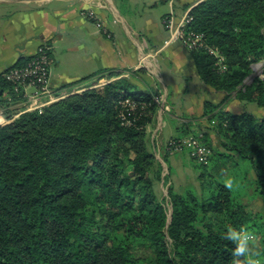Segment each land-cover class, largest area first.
Wrapping results in <instances>:
<instances>
[{"label":"trees","instance_id":"obj_1","mask_svg":"<svg viewBox=\"0 0 264 264\" xmlns=\"http://www.w3.org/2000/svg\"><path fill=\"white\" fill-rule=\"evenodd\" d=\"M190 15L187 30L203 37L192 51L199 76L227 94L221 104H205L224 150L212 158L248 162L264 204V118L222 108L235 94L264 109V68L248 81L264 61V0H204ZM0 91L12 96L0 97L3 107L24 100L6 74ZM154 96L122 78L0 128V264H237L235 245L222 234L256 222L264 229V211H250L211 175L205 200L169 188L170 222L156 191L163 167L147 141L159 108ZM128 98L144 114L129 116L132 124L122 119ZM170 155L167 149L166 162Z\"/></svg>","mask_w":264,"mask_h":264},{"label":"crops","instance_id":"obj_2","mask_svg":"<svg viewBox=\"0 0 264 264\" xmlns=\"http://www.w3.org/2000/svg\"><path fill=\"white\" fill-rule=\"evenodd\" d=\"M203 1L0 2V76L38 54L43 46L51 48L52 60L49 94L40 96L36 89H26L22 102L11 107L0 103V119L7 120L8 112L15 109L22 112L19 109L82 92L98 82L127 78L142 91L161 89L167 98L169 110L159 114L156 128V121L148 127L154 140L166 146L173 139L189 136L190 131L200 133V124L208 121L206 102L221 104L227 94L204 84L192 51L182 42L168 46L165 42ZM139 71L148 75L142 83ZM0 97L12 98L9 91H0ZM246 104L234 99L222 108L233 114L235 109L237 114L251 111L259 118L264 114L258 106L247 110ZM179 155H170V159Z\"/></svg>","mask_w":264,"mask_h":264},{"label":"rangeland","instance_id":"obj_3","mask_svg":"<svg viewBox=\"0 0 264 264\" xmlns=\"http://www.w3.org/2000/svg\"><path fill=\"white\" fill-rule=\"evenodd\" d=\"M264 68V61L256 64L253 66V74L250 78H248V81H251V79L254 78L256 74H260L263 71ZM139 78L144 82V77L148 78V75L145 73H142L139 71ZM111 82V79L106 81L105 83L99 85L100 83H96L93 85L92 88H99L103 87L105 84H108ZM89 88V89H92ZM87 90V89H86ZM85 91V90H83ZM82 91V92H83ZM153 91H148L155 96H163V91L160 89ZM81 93V92H79ZM77 94V93H73ZM72 95V94H71ZM69 96V95H67ZM67 96H62V99L66 98ZM235 99V94H232L230 97V101ZM59 97L55 98V100L51 101L48 100V104L44 105L43 107L37 108L35 107H25L22 110L18 111L16 116H13L12 119H7L10 121H14L16 118H18L21 114L26 112H35L39 111L42 112L43 109L55 102L60 101ZM247 106H244V108L252 109V104L248 103ZM164 106L168 107V101L165 97V103ZM164 106H161V108H158L156 120H158L159 114L163 116L166 111L163 109ZM238 110H234V114H237ZM246 112V111H245ZM251 112V111H250ZM260 118H264V114L261 113ZM11 121V122H12ZM157 122V121H156ZM10 123V122H9ZM158 122L156 123L155 127H157ZM202 128V134L207 137L215 149L212 150L211 157L206 164L194 162L190 156V149L187 147L179 152L180 155L173 159H170V156L168 158V162L165 160V155H167V147L168 145L164 146L162 145L161 141L155 140L152 138V133H147V141L149 149L156 155L157 160L162 164L163 167V173H162V180L157 183L156 191L158 198L164 203V206L168 210L169 216L172 215L173 208L171 204V200L169 197V188L173 187L176 192L178 193H184L188 190H193L196 192V194L201 197L202 199H207L209 197V190L208 185L212 180V176L227 185L229 188H231L232 193L234 197H236L240 202H242L250 211L261 213L264 211V204L263 199L258 194L256 189V184L254 181V173L251 169V165L243 160L239 159H226V158H219L217 155L213 160V155L216 154V151L224 152L223 148L220 144V138L218 134L215 132V122H205L200 124ZM149 127V126H148ZM204 128V129H203ZM148 132V129H147ZM169 144V143H168ZM173 155V154H172ZM218 157V158H217ZM172 158V156H171ZM197 165H203L205 166L204 169H196L195 166ZM209 167V168H208ZM202 176V177H201ZM200 177L202 179H200ZM245 231L250 233L252 235V240L250 241V252H249V260H253L256 262V264H259L261 262L263 256H264V229L260 226L259 222H256V224L250 226Z\"/></svg>","mask_w":264,"mask_h":264},{"label":"built area","instance_id":"obj_4","mask_svg":"<svg viewBox=\"0 0 264 264\" xmlns=\"http://www.w3.org/2000/svg\"><path fill=\"white\" fill-rule=\"evenodd\" d=\"M192 22V17L189 14L186 19H184L181 26L175 31V33L165 42V46H168L174 42H182L185 47L193 51L199 47H202V36L194 32H189L187 29ZM51 48L48 46H43L39 53L31 57L24 65L19 67H14L6 73V79L15 86L16 93H23L28 88H34L38 91L40 96L49 94V81L51 75V65L52 60L50 57ZM37 94V95H38ZM37 98V97H36ZM61 99V98H60ZM59 99V100H60ZM12 98H9L11 101ZM154 100L158 107L164 106L165 97L164 96H154ZM53 101V100H52ZM35 104V103H34ZM32 105L31 107H43L44 105ZM122 105V119L124 124H132V120L129 116L142 117L143 113H138L137 104L132 99L123 100ZM163 109L168 111L169 108L164 106ZM12 120L0 119V128L9 124ZM190 149V156L193 160L198 163L206 164L208 163L212 149L206 142V137L202 132L196 134H190L187 137L173 139L169 142L167 149L170 154H175L177 152L183 151L185 148Z\"/></svg>","mask_w":264,"mask_h":264},{"label":"clouds","instance_id":"obj_5","mask_svg":"<svg viewBox=\"0 0 264 264\" xmlns=\"http://www.w3.org/2000/svg\"><path fill=\"white\" fill-rule=\"evenodd\" d=\"M223 239L231 241L235 247L232 249V254L237 258V264H241L240 257H247L250 252V241L252 235L243 229H236L229 226L222 234ZM248 264H256L255 261L249 260Z\"/></svg>","mask_w":264,"mask_h":264},{"label":"water","instance_id":"obj_6","mask_svg":"<svg viewBox=\"0 0 264 264\" xmlns=\"http://www.w3.org/2000/svg\"><path fill=\"white\" fill-rule=\"evenodd\" d=\"M2 1H5V0H0V2H2ZM252 80H253V79H251V82H252ZM170 222H171V216H170Z\"/></svg>","mask_w":264,"mask_h":264}]
</instances>
